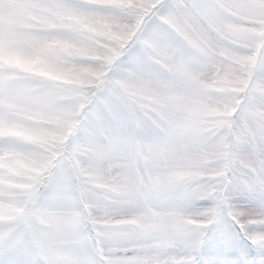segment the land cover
<instances>
[{"label":"clouds","instance_id":"9594fccd","mask_svg":"<svg viewBox=\"0 0 264 264\" xmlns=\"http://www.w3.org/2000/svg\"><path fill=\"white\" fill-rule=\"evenodd\" d=\"M0 121L25 192L0 260L101 264L220 221L264 261V0H0Z\"/></svg>","mask_w":264,"mask_h":264},{"label":"snow or ice","instance_id":"6c2138e0","mask_svg":"<svg viewBox=\"0 0 264 264\" xmlns=\"http://www.w3.org/2000/svg\"><path fill=\"white\" fill-rule=\"evenodd\" d=\"M63 3L64 0H58ZM214 0H204L206 7L211 10ZM167 3L153 4L152 9L166 10ZM3 126V121H0ZM25 195L22 185L12 181H5L0 177V206ZM11 215H0V224L11 223ZM178 230L181 228L177 225ZM6 252L24 255L20 242L13 236L0 233V254ZM123 253V254H121ZM98 255L102 257L101 264H249L243 249L239 248L233 237L228 233L222 222L217 221L216 227L211 231L201 233L195 242L185 240L183 242H169L160 232L157 226L151 231L139 235L134 245L121 249L115 247L110 253H106L101 247ZM0 264H25L23 259L0 260ZM251 264H257L252 261ZM260 264H264L261 261Z\"/></svg>","mask_w":264,"mask_h":264}]
</instances>
